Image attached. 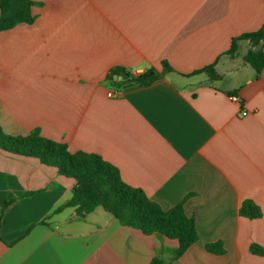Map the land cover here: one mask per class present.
<instances>
[{
    "label": "crops",
    "instance_id": "crops-1",
    "mask_svg": "<svg viewBox=\"0 0 264 264\" xmlns=\"http://www.w3.org/2000/svg\"><path fill=\"white\" fill-rule=\"evenodd\" d=\"M33 2V23L0 32L4 131L101 155L164 209L183 203L199 240L175 258L177 239L103 206L82 217L66 206L74 178L0 148V264H264L251 250L264 247V68L246 61L249 40L228 53L264 25V0ZM164 61L150 85L128 80ZM215 62L220 78L194 73ZM246 200L261 217L241 214Z\"/></svg>",
    "mask_w": 264,
    "mask_h": 264
},
{
    "label": "trees",
    "instance_id": "trees-1",
    "mask_svg": "<svg viewBox=\"0 0 264 264\" xmlns=\"http://www.w3.org/2000/svg\"><path fill=\"white\" fill-rule=\"evenodd\" d=\"M33 0H0V32L13 28L19 23H33ZM240 40H249L251 48L245 55L254 68L260 72L264 68V25L251 32L243 33L232 40L228 53L234 55ZM163 72L150 68L139 76L128 79L139 85H150L163 74L173 70L163 62ZM216 62L194 73H207L212 79L220 78L216 71ZM0 148L23 156L38 158L42 163L54 166L61 175L76 180L72 198L66 206H74L80 216L103 206L111 212L122 225L131 226L145 234L159 232L169 238L177 239L179 247L175 258L183 255L187 249L199 240L196 219L189 216L179 203L171 209H164L152 200L141 188L126 183L119 169L97 153L85 151L72 152L68 145L45 137L39 128L26 136H16L4 131L0 124ZM10 202L0 210V240L2 218ZM62 209L59 208L58 210ZM241 214L249 218L261 217V208L252 200H246L241 206ZM212 252L223 253L221 242L207 245ZM255 254L264 256V247L253 244ZM149 264H169L160 257L153 258Z\"/></svg>",
    "mask_w": 264,
    "mask_h": 264
},
{
    "label": "built area",
    "instance_id": "built-area-1",
    "mask_svg": "<svg viewBox=\"0 0 264 264\" xmlns=\"http://www.w3.org/2000/svg\"><path fill=\"white\" fill-rule=\"evenodd\" d=\"M113 94H114V92L113 91H111L110 93H109V95L110 96H113ZM230 98H231V100H233V101H235V102H237V103H240V104H243L244 103V100L242 99V97L240 96V95H238V94H235V93H231L230 94ZM244 112V115H246L247 113H248V111H246V110H243Z\"/></svg>",
    "mask_w": 264,
    "mask_h": 264
},
{
    "label": "water",
    "instance_id": "water-1",
    "mask_svg": "<svg viewBox=\"0 0 264 264\" xmlns=\"http://www.w3.org/2000/svg\"><path fill=\"white\" fill-rule=\"evenodd\" d=\"M126 76H128V75H126Z\"/></svg>",
    "mask_w": 264,
    "mask_h": 264
}]
</instances>
